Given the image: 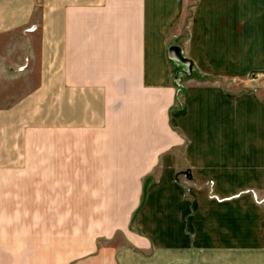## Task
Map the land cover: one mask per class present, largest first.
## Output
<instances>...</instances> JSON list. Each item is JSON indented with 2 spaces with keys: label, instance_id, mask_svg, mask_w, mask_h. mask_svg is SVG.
<instances>
[{
  "label": "crops",
  "instance_id": "1",
  "mask_svg": "<svg viewBox=\"0 0 264 264\" xmlns=\"http://www.w3.org/2000/svg\"><path fill=\"white\" fill-rule=\"evenodd\" d=\"M187 4L42 0L38 86L0 104L1 172L40 162L61 173L72 135L90 162L138 164L137 176L155 181L139 224L156 243L176 226L183 257L196 242L195 208L200 220L224 211L242 181L264 180V79L249 78L264 73V0H197L186 41L172 43ZM34 7L0 0V35L32 23Z\"/></svg>",
  "mask_w": 264,
  "mask_h": 264
},
{
  "label": "rangeland",
  "instance_id": "2",
  "mask_svg": "<svg viewBox=\"0 0 264 264\" xmlns=\"http://www.w3.org/2000/svg\"><path fill=\"white\" fill-rule=\"evenodd\" d=\"M34 2L32 23L0 35L3 106L38 86L42 0ZM196 2L186 0L172 43L186 41ZM28 58L30 68L17 72ZM249 78L258 81L264 73ZM39 118L34 116L35 123ZM73 138H67L61 173L58 164L50 174L40 162L34 163L35 172L0 171V264H264V180L242 181L224 198L225 212L213 208L200 220L195 208L196 242L183 257L176 226L156 243L139 224L138 208L154 174L137 176L138 164L121 163L120 156L111 164L90 162L96 159L90 149L77 155ZM34 159L42 161L39 149ZM173 181L186 193L193 189L182 175ZM210 197L223 202L213 191Z\"/></svg>",
  "mask_w": 264,
  "mask_h": 264
},
{
  "label": "water",
  "instance_id": "3",
  "mask_svg": "<svg viewBox=\"0 0 264 264\" xmlns=\"http://www.w3.org/2000/svg\"><path fill=\"white\" fill-rule=\"evenodd\" d=\"M180 53V52H179ZM180 58L183 60V61H185V59L181 56V53H180Z\"/></svg>",
  "mask_w": 264,
  "mask_h": 264
}]
</instances>
